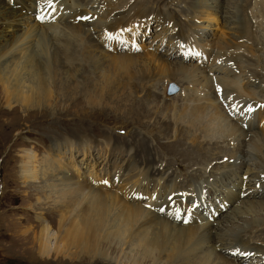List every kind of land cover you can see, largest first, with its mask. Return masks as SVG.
<instances>
[{
    "label": "bare ground",
    "instance_id": "obj_1",
    "mask_svg": "<svg viewBox=\"0 0 264 264\" xmlns=\"http://www.w3.org/2000/svg\"><path fill=\"white\" fill-rule=\"evenodd\" d=\"M12 1H14V4L16 0ZM85 1L86 0H58L56 12L49 15V12L42 9L43 0H17L16 4L18 8H13L14 6L11 7L4 0H0V32L2 33L4 29L8 31L6 35L0 37V43H3L2 41L10 37L12 39V42L0 46V89H2L1 93L5 97L8 107L12 102H15L20 105V108H24L29 112L32 110L39 111L43 107L48 108L51 104L50 101L60 95L57 94L58 92L66 91L69 93L67 87L71 82L73 84L72 87L74 86L76 88L81 87L80 84H82V87L89 95L87 104H91V106L97 105L100 101L102 102V93L105 92L107 97L111 99L114 97L116 103L118 105L120 104V107H122V103L123 107L125 106L124 108L128 107V109H130L131 107L130 110L136 109L138 115L142 114V117L149 118V116L151 117L152 115H150L152 112L150 110L154 111V107L156 108L157 105L150 107L149 101L146 98L140 100L139 103L131 101L133 98L135 99L137 93H139L137 88L138 85L136 86V84L150 80V82L154 83L156 86L158 79L162 81L165 78L166 81H179V86L184 87V96L182 98H172L169 100L170 103H162L163 108L159 106L156 108L158 112L165 111L167 114L171 113L170 116L173 121H170L168 117V121H163L161 119L162 121L159 122L164 131L175 133V129H177L176 124H178L177 126H180L179 128H185L187 132L194 131V134L197 133L198 139H196L198 141L206 140V142H210V144H215L217 139H222L223 141L226 138L228 143L231 141L234 145L233 149L225 153L222 151V157L234 158L236 157L235 154L240 153V156L245 154V157L242 156L241 158L242 163L232 164V162H228L226 165L222 163L219 167V172L222 169L230 170L229 173L234 177V180H231V186L234 185L233 181L237 180L236 176L241 171H243V173L240 174V176H242L241 179L244 180L248 177L249 180L251 170L249 171L245 165L250 167L253 164H245L243 160L251 155L257 158L255 165H261L258 168L264 171V159L260 158H264V111L260 112V109L264 110V104H259V112L257 111L259 122L263 124L262 130H259L262 134L257 135L254 133L253 139H248V143H245L244 138L248 135V132H252L254 129L253 120L256 113L252 116L248 114V117H250L247 118V121L250 120V123L246 124L249 125V128L247 127L248 129L244 131L238 128L237 124L234 125L228 122L229 119L223 114L219 106L221 104L217 102L222 95H231L230 99L227 98L228 106L231 107L232 105L234 106L233 101H244V99H241L242 96L247 97L248 99L246 100L256 101L255 96L252 95L253 93L251 94V89L249 88L250 84L246 85L241 80L243 74L244 77H248V73L245 74V68L254 69V63L245 67L244 64L248 63L249 59H244V56L239 53L240 48L244 47L242 44L243 41L253 40V38L256 37H253L252 27L253 25L260 26V24L257 22L258 16L254 15L255 13L253 14V8H255V5H258L262 10L260 13L263 15L264 0H243L241 8L244 10L246 7L244 10L246 15L242 11L243 14L240 16L241 19L237 22L234 20L237 18L234 16L232 17V15H230L228 19L226 17L222 19L225 14L223 16L220 14V22L222 24H226L227 22L230 23L231 26L238 24V27H243V31H239L238 29L237 35L229 37L234 39V41L229 39L230 42H227L226 39L225 41V36L223 35V40L219 39L213 46L210 45V43H204L206 40H208V42L210 41L207 36H204V39H199L200 42L196 41V32H193V27L187 26L186 23H180L179 26V22L174 23L175 21H165L163 20L164 18L162 19L160 16L159 18L156 17V13L148 9V6L142 8L146 6L143 0H135L134 2L133 0H129V4L122 0H105L103 1L104 4L101 3L103 6L92 7V9L95 10L98 8L96 20L102 24L100 28L104 27V30L110 32L103 34L106 38V42L108 39H110L111 42L112 40H116L115 43L119 45L113 47L114 49L120 47L121 41L124 42L126 39L133 37V35L134 37L137 36L139 27L141 30L145 28V26H151V24L156 23V25L158 24L157 26L162 27L160 29H163L167 34L176 32L174 35L173 33L171 34L168 42L172 45V49L177 48V52L179 50V52L186 55L184 59L181 57V61L187 63L190 58L193 59L197 56L201 59L200 63L198 61L200 65L197 66L205 70V72L209 71V73L210 70L214 68L213 72H211L213 74H209L215 75L214 77H210L205 72L203 73L198 67L189 68L184 64H171L166 62V59L163 60V58H160L154 54V52L147 54V58L157 66L158 74H154L159 77H153L154 74L151 72L148 62L144 61L148 59L144 57H138L131 53H119L114 56H110L109 54V57L105 54L106 58L108 57V59H106L99 55H94V51L102 50L101 53H105V51L94 38L93 40L89 36L90 25L84 24L86 23L84 22L85 19H83L85 18V14L80 8L84 7ZM165 1L166 0H151L150 2L148 1V3L154 6V8L155 6L160 8V4L165 3ZM171 1H173L172 4L175 3L174 0ZM192 2L193 3L187 1L185 3L194 5L195 11L192 10V13L198 15V19L207 22L211 20L214 21L216 13L214 9L211 10L212 6H210V9L205 0H194ZM131 3H134V6H138L129 7ZM21 7L22 9L26 7L27 11L24 12ZM248 8H251L249 14H247ZM256 8L255 10H257ZM118 9L122 10L120 11ZM95 10L92 11L95 13ZM221 10L219 13H221ZM122 12H125V17H118L117 15ZM29 13L33 17H27L26 15ZM38 16H43L44 20L41 21L37 19ZM196 18L197 17L193 16L191 20L193 19L192 21L195 22ZM250 19H252V21H250ZM79 21L84 22L82 23L84 26H80ZM66 22H69L71 25L66 24ZM169 22L172 23L170 26H168ZM164 24L169 28H165ZM261 24H263L262 21ZM94 25L95 24H92V26ZM210 25H212V23ZM2 26L6 28L2 30ZM21 26H28L29 29L24 31L22 35H16L15 33L20 31ZM177 26H179V28L176 29ZM198 29L202 31V29ZM91 30L94 31L93 28ZM224 33L225 31L222 32V34ZM110 40H108V42ZM137 42V40L133 39L132 45L134 47L139 45ZM103 43L104 42L101 44ZM50 44L54 46L52 47ZM141 45L142 43L139 47H141ZM149 46L151 45L147 44L144 48H148ZM107 48L106 52L112 50L110 45L107 46ZM206 48L211 51H205ZM249 50H251V48H249ZM173 52L174 51L171 50L169 54H172V56L178 60L176 54H173ZM251 52H253V50H251ZM102 56H104V54H102ZM212 57L213 59H211ZM192 63L194 62L192 61ZM75 64H77L78 68L75 67ZM227 70H230L231 74H228ZM254 74L255 73L252 75ZM59 76L61 77V81L57 79ZM178 77L181 79H178ZM94 78H97V83L93 87L92 85L95 83L92 82V84L91 81ZM215 89H217L216 94L213 93ZM95 91L99 92V97L97 99L93 95ZM201 93H206V98L202 99ZM144 95H147L149 98L153 97L149 91ZM84 96L86 97V95ZM155 99L158 100L159 98L156 96ZM246 102L247 101L243 102V109L240 108V113L244 111V116L247 115L244 109L248 106ZM156 109L155 111H157ZM75 124V127L80 125L77 126L76 121L72 119L69 120L67 125L74 126ZM52 125L56 126L55 124ZM131 134L126 138H129L131 142L124 140L122 141V145L120 144V139L113 137L110 132H105L104 135H101L106 141V147L103 149L105 152L124 156V153L128 155L127 153L133 150V155L138 154V160L142 163L139 165L138 161L134 160V162L130 163L132 164L130 167L143 166L146 169L145 171L133 172L131 176H128V178L123 181L126 182L127 180L131 187H124L125 185H123L124 188L122 187L118 190L116 188L115 191L107 189L110 188L108 186L110 183L107 184V186H99L98 184L102 185L104 180L91 176L93 175L91 173L88 174V182L85 181L86 179L79 180L83 174L82 165L80 164V166L76 168H71L66 160L64 162L63 159L60 158L61 156L49 154V156L41 159V163L35 161V156H27L28 160L35 161L36 163L38 162L36 165L37 169L27 166L26 162V164L22 166V178L27 179V181L30 179H42L45 180L46 183H49L48 186H45L46 189H44L45 192H43L44 194L47 193L45 194L47 198L45 199L42 197V202L44 204V202L50 201L54 209L59 213L58 222L56 224L58 232L56 234L57 236L54 238L58 245L52 250L54 254L59 255L63 252L68 253L73 250V253L66 254L71 256L73 260L74 258L84 256L86 259L91 261L98 260L100 263L106 260L107 262L113 260L115 264H120L122 262L126 264H240V259L249 256L252 260L255 255H257L259 259H255L259 261L262 260L261 264H264V238L262 237L264 236V221L261 222V218L258 219L255 217V211L258 207L257 209L252 207L248 208L251 214L247 218H250L249 221L251 223L249 222L248 224L246 222V226H251L252 228L249 227L250 229L244 230L242 234L247 233L248 235L238 240V238L236 237L237 239H235L234 236L237 231L241 232L244 227L239 229L235 226V229L237 228L239 230L236 229L220 239L215 238V236L218 235L217 233L223 229L222 227L226 226V223L230 221L233 222L236 219L240 221L244 214L242 211H237L233 212L232 215H225L223 217L225 210H228L231 206V202L226 200L224 195L220 197L221 194H213L208 198L211 203L207 206H212L213 209L209 215L210 219L207 220V222L205 220V224H201V226L198 225L197 227L192 225L203 223V221L200 219L201 217L197 218L198 214L195 215L197 208L194 206L187 207L190 210L186 209L187 214L183 217L186 218V220L180 218V222L176 223L173 221V216H170L171 214L161 211L163 209L157 210V212L154 213L156 210V208L155 210L153 209L155 201L152 200V202L149 203L151 205H140L142 198L139 196H146L148 193L149 179L147 176L151 174L148 172L150 169H153L155 162L153 158H147V156H150L147 147L149 143H147V141L143 142L140 140L141 138L137 139L138 137H136V135ZM53 135L55 143L53 149L56 151L59 150L58 152L63 151L65 153L67 148L69 150L68 153L71 152L73 155L81 154L84 157H88L90 153H94L92 152L94 150L101 153L99 145H95L92 148V145L85 144L87 147L84 145L82 147V142H87L85 139L88 136L85 137V134L76 129H72L68 137L74 138L77 141L80 140V143L77 145L75 143H69L66 135L59 131H56ZM211 138H216V140H211ZM117 140H119V142ZM114 142L115 144L112 145L113 147L109 149V145ZM251 144L255 147H251ZM245 150H250L251 152H245ZM146 160L148 162L145 164L143 161ZM150 160L151 164L149 163ZM205 161H207L206 158L199 164ZM236 165L238 166L235 168ZM60 168H63V171H61ZM215 169L218 168L215 167ZM244 169L246 171H244ZM158 173L159 172H157V174ZM74 174L77 175L78 179L71 184L70 181H72V175ZM141 176L142 179L140 180ZM224 177L226 178L223 180L225 181L224 185H230L226 181L229 175ZM144 179L145 181H143ZM255 182L257 181L255 180L254 183L251 184L252 187ZM135 183H138L136 189H134ZM259 184L264 186V182ZM176 185L178 184L176 183ZM218 185L220 184L218 183ZM98 187L104 189L100 190ZM242 187L243 185L236 188L237 191L233 194H227L231 196L232 202L237 201L236 197L239 199L242 197L238 193H243L244 190H242ZM253 189L254 188L246 189L247 191L243 193L245 199L248 200L249 206L256 205L264 210V191L262 193L254 192L252 191ZM153 192H155V190ZM216 197H220L218 205H216L213 200ZM37 199V201H40V198ZM175 199L178 200L176 197ZM222 199H224V201L220 202ZM165 208L167 209V207ZM169 210H171V208H169ZM229 213H231V211ZM219 217H223L222 221H219ZM42 219L43 218H41V220ZM216 219L218 222L212 223ZM41 220L36 216V223L39 224L40 229H38V227V230L32 233L27 231L30 229L28 227L22 230L23 237L32 234L33 242L38 245L37 252L39 254L46 253V250H48L45 240L49 237L48 229L50 224H52L51 222H49L50 224H44ZM225 237L229 240H224L223 238ZM232 239H235L233 243L232 241L230 242ZM60 245H62V247ZM256 249H258L259 252H256ZM111 250L117 251L118 253H111ZM224 253H227V255ZM111 254H114V256ZM222 255L225 256V258Z\"/></svg>",
    "mask_w": 264,
    "mask_h": 264
},
{
    "label": "rangeland",
    "instance_id": "obj_2",
    "mask_svg": "<svg viewBox=\"0 0 264 264\" xmlns=\"http://www.w3.org/2000/svg\"><path fill=\"white\" fill-rule=\"evenodd\" d=\"M89 1L90 0H86L84 2L85 5H83V6L85 7V9L83 11H86V7H87V4ZM103 1H105V0H102L100 3H98L95 6L96 7L97 6L98 7L103 6L101 4V3H103ZM134 1L135 0H133V2ZM148 1L150 2L151 0H143V2L146 3V6H143L142 8L150 6L152 11L159 10L160 12H162L163 16L172 15L177 22L186 23L187 26L193 27V32H196L195 34L197 36L199 35V31H201L198 28L202 29L203 38L200 37V35L198 36L199 38L198 37H196V38H198V41L200 42L199 39H204V36H207L210 41L208 42V40H206V42H204L205 44L210 43V45L213 46V44L215 42H217L219 39L223 40L224 36H225L224 40L226 39L227 42H230L229 39L234 41V39H231L229 37H233L234 35H237L236 33L238 32V29H239V31H243V27L242 26H241V28L238 27L239 26L238 24H234L233 26H231V24L228 22L226 24H224V23L222 24L220 22L221 21L220 14L222 16L225 14V16L222 17V19L224 17H226L228 19V18H230V15H232V17L234 16L235 18H237V19H234L236 22L241 19V17H240L241 14L244 13L246 15V13L244 12L246 7L244 8V10L241 8L243 0H205L207 5L209 6V8H210V6H212V9L211 8L210 9L211 10L214 9L215 13H216V15H215L216 21L214 19V21L213 20L208 21L209 23L205 20L203 21V20L198 19L199 16L192 13V10L195 11L194 5L185 3L187 1L193 3L192 1H194V0H174V2L176 4L175 3L172 4L173 1H171V0H166L165 3L160 4V6L162 8L160 6H159L160 8H158L156 6L154 8V6L149 5ZM182 1H184V2H182ZM16 2H17V0L15 1V3L11 7L14 6L13 8H16V7L18 8V5L16 4ZM95 6H93V7H95ZM137 6L138 5L134 6V3L131 6L129 5V7H137ZM255 8L257 10H255ZM255 8H253L254 9L253 14L255 13L254 15L258 16V20L257 19L256 20L260 24V26L253 25V27H252L253 37H255V36L256 37L253 38V40L243 41V42H245V43L242 42L244 47H242V49L239 53L242 56H244V59H249L248 63L244 64V66L247 67V66L254 63V65H253L254 69L253 68H249V69L245 68L246 72L248 73V77L243 76V77H241V80L246 85H249L248 82H250V81L253 82L254 84H250V86H249V88L251 89V94L253 93L252 95L255 96L256 100L257 99L264 100V93L260 92V89L264 88V85L260 84L259 86H261L262 88H258L255 84V82H264V32H263L264 31L263 30L264 29V19H263L264 14L262 15V13H260V11L262 12V10H261V8H259L258 5H255ZM21 9H22V7H21ZM91 9H92V7H91ZM248 9L249 10H247V12H248L247 14H249V11L251 8H248ZM22 10L24 12H26L27 8L25 7ZM92 10H95V9H92ZM92 10H89L87 13H90V12L94 13V11H92ZM118 10L121 11L122 9H118ZM220 10H221V13H219ZM242 11H243V13H242ZM256 11H257V13H256ZM133 12H135V11H133ZM26 16L31 17L32 15L27 14ZM117 16L120 18L125 17V12H122V13L118 14ZM193 16L197 17L195 22L192 21L193 19L191 20V18ZM260 17H262V18H260ZM250 21H252V19H250ZM261 21L263 22V24H261ZM97 22L98 21L95 20L93 24H100L99 22L98 23ZM174 23H176V22H174ZM188 23H191V24H188ZM211 23H212V25H210ZM66 24H70V23L66 22ZM100 25H102V24H100ZM80 26H84V25L82 23H80ZM4 28H6V27L2 26V30ZM165 28L168 29L167 26ZM27 29H29L28 26H21L20 31L15 33V34L16 35H22L24 33V31H27ZM156 29H158V28L156 27ZM4 31H5V33H4ZM4 31L2 33L0 32V37L7 34V32H8L7 29H4ZM223 31H225L224 34H222ZM91 35H89V36L92 39L93 38L95 39L94 31L91 33ZM102 36H103V38H105V36L103 34H102ZM104 40H106V38L103 39L102 41H97L101 47H102L101 43L104 42ZM108 40H110V39H108ZM108 40H107V42H104L103 45L106 48H107V46L110 45L112 50H110L109 52H106L107 49H103L105 51V53L104 52L101 53L102 50H99L100 52L94 51V55H96V56L99 55L103 58H106L105 54L108 55V57H109V54H110V56H112V55L114 56L115 54H119V53H130V52H126L125 49L124 50L122 49L123 48L122 44H120V47L114 49L113 47H117L119 45L114 44L113 40H112V42H111V40L108 42ZM143 40H144L143 38H140L137 42V44H139V45L135 46V47L140 48L141 51L139 50V52L131 53L132 55H135L138 57L140 56L142 58L144 57L145 59H148L147 54L154 52V54H156L160 58H163V60L166 59L167 60L166 62H169L171 64H184L189 68L198 67L196 64L192 63V60H191L192 58H190V60H188L187 63H184L183 61H181V57L184 59V58H186L185 57L186 55L183 54L182 52H179V50L177 52V48L172 49V45L169 44V42H166L164 44V45H166L167 48H165V49L162 48L160 51H158L159 48H157V49H155L156 51L155 50L151 51V46L148 47L149 49L147 47L144 48L145 45L143 44ZM2 42L3 43H0V46L3 44H8V43L12 42V39L10 37L9 39H5ZM114 42H116V40ZM105 43H107V44H105ZM141 43H142V45H141V47H139ZM50 45H52V44H50ZM149 45H152V44H149ZM202 45H203V42H202ZM53 46L54 45H52V47ZM170 46H171V49H170ZM249 48H251V50H253V52H251V50H249ZM171 50L174 51L173 54H176L178 60L175 57H173L172 54L171 55L169 54ZM205 51H211V50L206 48ZM102 54H104V56H102ZM108 57L106 59H108ZM194 58L197 61H199V63L201 62V59L198 58L197 56H195ZM211 59H213V57ZM144 61L148 62L149 67L151 68V72H153V74L154 73L158 74V72H157L158 68L152 61H150L149 59L144 60ZM75 67L78 68L77 64H75ZM198 69L201 70L203 73L205 72V70H203L200 67H198ZM211 70H210V73H209V71L205 72V73H207L208 75L213 74L211 72H213L214 68ZM227 73L231 74L230 70H227ZM253 73H255L253 76L258 77L259 79H254V77H252ZM236 75H237V73H236ZM209 76L214 77L215 75H209ZM153 77H159V76L154 74ZM57 79L59 81H61L60 76ZM165 79H163L162 81H160L161 79H158L156 86L154 85V83L150 82V80L147 82L145 81V82H141L139 84H136V86L138 85L137 88H138L139 93H137L136 98L135 99L133 98L131 101H134V103H139L140 100L146 98L149 101L150 107L151 106L154 107L157 105L156 108H158V106L163 108L162 103H170L169 100L172 98H182L185 94L184 93V87L179 86V83H178L179 81L178 82L176 81L175 83L177 84V86L180 87V89L178 91L180 94L177 93L174 96H166V94L162 90V88L167 82H171V81H166ZM178 79H181V78L178 77ZM164 80H165V82H164ZM175 80H176V78H175ZM96 81H97V78L96 79L94 78L91 81V83L92 82L95 83V84L92 83L93 87H94V85H96V83H97ZM215 81H217V80H215ZM172 82H174V81H172ZM72 85L73 84L70 82L69 86L67 87V89L69 90V93H67L66 91L65 92H58L57 94L58 95L60 94L58 97L53 98V99L51 98L52 100L50 101V103H51L50 107H48V108L43 107L39 111L38 110H34V111L32 110L30 112L24 108L23 109L20 108V105L15 103V102H12L10 104V106H9L10 108H9L7 106L5 97L1 93L2 89H0V264H115L113 260L108 261V262L106 260V261H103L102 263H100V261H98V260L91 261L89 259H86L84 256L74 258V260H73V259H71V256L66 255L68 253L69 254L73 253V250H71L68 253L63 252L62 254H59V255L54 254V252L52 250L54 249V247H56L58 245L56 243V241L54 240V238L57 236L56 234L58 232L56 224L58 222L59 213L57 210L54 209V207L50 201L49 202L46 201V203L44 202V204L42 202L43 198H45V199L47 198V196H45V194H47V193L44 194L43 192H45V190H44V189H46L45 186H48L49 183H46L45 180H42V179H38V180L30 179L27 181V179L22 178V175H23V173H22L23 167L22 166L25 165L26 162H27V166L35 167V169H37L36 165L38 164V162L36 163L35 161H39L41 163L42 162L41 159H43L44 157L49 156V154H55L57 156H61L60 158L63 159L64 162L66 160L69 167H71V168L72 167L76 168L77 166H80V164L82 165L81 168H82L83 174H82V177L79 178V180H81V179L85 180L86 179L85 181L88 182V174L91 173V174H93L91 176H94L97 179L104 180V183L102 185L98 184L99 186H104V185L110 183V185H108L110 188H107L110 191H115L116 188L118 190L119 188H122L123 185H125L124 187H127V186L131 187V185L128 184L127 180H126V182H123V181L126 178H128V176H131V174H133V172L145 171L146 169L143 166H139V167L134 166L133 168L130 167L132 165L130 163L134 162V160L138 161L139 165H140V163H142L141 161L138 160L139 159L138 154L133 155V153H134L133 150L128 152L127 153L128 155H125V153H124V156L105 152V150H103V149L106 147V144H105L106 141L101 136V135H104L105 132H110L113 135V137L120 139L121 145L123 144L122 141H124V140H128V142H131V140L129 138L126 139L127 137H129V135L131 133H132L131 135H136V137H138L137 139L141 138L140 140H142L143 142L147 141V143H149V145H147V147H148L150 156L149 157L147 156V158H150V157L153 158L155 164L153 166V169L152 170L150 169L148 172V173H151V174H149L150 177L147 176L149 179L148 180L149 187L147 190L148 193L146 196H144V195L139 196L140 198H142L140 205H145V204L151 205L149 203L152 202V200L155 201V196L163 204V203H165L164 198L169 193L173 194V193H176L178 190L188 191V188H190V186H192L195 183V181L193 179L188 180V179L183 178L184 179L183 180V179H180L179 175H176L173 178L174 180L172 179L168 183H167L166 179H162V180L160 178L158 179V176L161 173H163L164 176H166L169 173H171V175H172L173 171L176 172L177 166H180V168H182V164H184V167H186L184 170H187L191 166H193V167H196V165L198 166V169L196 170V174L198 176H200V178H202V180H203L202 183H208L207 189L209 192L212 191V188L221 187L218 185V183L220 185L225 184V181H223L226 179L225 177H222L219 180H217L218 176H215L212 173H214L215 171H218L220 169L219 168L220 165L222 164V163H218L219 161L217 162L214 160H219V158L222 157V155H223L222 151H224V153H225L226 151H231L233 149L234 145L231 141L228 143L226 138L223 141H222V139L216 140V138H214L216 140L215 144H210V142L207 143L206 140L205 141L204 140L198 141L197 140L198 139L197 133H195L196 134V136H195L194 131L193 132L192 131L187 132V130L185 128H183V129L179 128L180 126L178 127L177 126L178 124H176L177 129H175V133L165 132L164 129L160 126L159 122L162 120L168 121L169 118H170L169 120L171 121L172 120L171 116H170L171 113L167 114L165 111H161V112L159 111L160 112L159 113L158 110L154 107V111H155V109L157 111L154 112L153 110H150V111H152L150 113V115L152 114L151 117L150 116H149V118L142 117V114L138 115L136 109L130 110L131 107H130V109H128V107L124 108L125 106L123 107L122 103H121L122 107H120V104L118 105L116 103V99L114 97L112 99L107 97V94L105 92L102 93V98H103L102 102L100 101V103H98L97 105L91 106V104H87V99H88L89 95L86 92V90L82 87V84H80L81 87H78V88H76L74 86L72 87ZM128 85H131V84H128ZM252 86H255V88ZM61 90H63V89H61ZM161 90H162V92H161ZM216 90L217 89H215V92H214L215 94H216ZM147 91H149V93H151L153 97L149 98L147 95H144L147 93ZM256 91L259 93H257ZM201 94H202L201 95L202 99L206 98L205 97L206 93H201ZM61 95H62V97H61ZM84 95H86V97ZM93 95L97 99L99 97V92L95 91ZM156 96L159 98L158 100L155 99ZM63 97H65V98H63ZM221 97L222 96L219 97V100L221 99ZM241 99H244V101H245L248 98L245 96L244 97L242 96ZM219 100H217V102ZM98 101H99V99H98ZM235 102H237V100L233 101L234 106L236 105ZM219 106L221 107V105H219ZM240 106H241L240 108L243 109V105L241 104ZM221 110H223V106L221 107ZM262 111H264V110L260 109V112H262ZM242 112L243 113H239V114L244 116V111H242ZM239 114H237V115H239ZM160 116H162V117H160ZM244 117H246V116H244ZM72 119L76 121L77 126L79 124L80 125L78 127H75L76 124L74 126L70 125L71 127L69 125H67L69 120H72ZM246 121H247V119L244 122L245 124L250 123V120L247 122ZM51 122H52V124H55L56 126L52 125ZM228 122L230 124H233L229 120H228ZM253 125H254V127H253L254 129L252 130V132H248V135L244 138L245 143H248L249 140L253 139L254 133H256L257 135L262 134V132H260L259 130H262L263 124H261L259 122V118L255 119V117H254ZM72 129H74V130L76 129L79 132L85 134V137L88 136L85 139V140H87L88 143L82 142V147H83V145L85 147H87V145H85V144L92 145V148L95 145L96 146L99 145L100 149H101V153H99V151H97V150H94V151H92L94 153H90L88 155V157H84L81 154L80 155L79 154L73 155V154H71V152L68 153L69 150L67 148H66L65 153L63 151L58 152L59 150L58 151L54 150L53 148H54L55 143L53 140V136H54L53 133H55L56 131H59L60 133L65 134L66 138H68V140H69V143L70 142L72 144L75 143L76 145L80 143V140L77 141L74 138L68 137V135H69L70 131H72ZM107 129H109L110 131ZM178 129H179V131H178ZM182 135L185 137H183ZM212 139L213 138H211V140ZM169 140H171V141H169ZM115 141H116V139H115ZM117 141L119 142V140H117ZM52 143H54V144H52ZM113 144H115V142L111 143L110 145L108 144L110 146L108 148L111 149V147H113L112 146ZM235 144L237 145L236 142H235ZM251 147H255V146L253 144H251ZM246 149H248V148H246ZM124 151H125V149H124ZM246 151H248L249 153L251 152L250 150H245V152ZM28 155L29 156L30 155L35 156L36 157L35 161L28 160L27 159ZM141 156H143V155H141ZM235 156L236 157H234V159L236 162H233L232 164H239V163H242L241 158H242V156L245 157V154H242L240 156V153H239V154H235ZM205 158L207 159V161H205L202 164H199ZM214 158H216V159H214ZM225 158L228 159L230 157L225 156ZM260 158L264 159L262 157H260ZM210 161L214 162V164H213L214 167H210L212 169H211V171L209 170V172H208V171H206V169L208 168L207 164ZM143 162L146 164L148 161L146 160ZM256 162H257V158L255 156H252V155L250 157H247L245 160H243V163H245V164H253L250 167H248V165H245V167H247L249 171L251 170L250 171L251 175H250L249 179H252V180H254V179L257 180L259 177H261V170L257 169L261 165H259V166L255 165ZM149 163L151 164V160L149 161ZM180 163H182V164H180ZM227 163H228V160L223 162L224 165H226ZM161 164H162V166H161ZM237 166L238 165H236L235 168ZM215 167H217L218 169H215ZM60 170L63 171V168H60ZM156 170H158V171H156ZM222 170H229V169H222ZM222 170H220V171H222ZM244 171H246V170L244 169ZM157 172H160V173L157 174ZM64 173H66V172H64ZM99 173H101V174H99ZM113 173H114V175H113ZM178 173L180 174V171H178ZM242 173H243V171L238 173V175L236 176L237 180L233 181V184H234V190H236L237 186L241 187L243 185L242 190H244L243 193H245V191H247L246 189L255 188V187H252V185H251L254 182H250V183L247 182L246 183V180L243 181L241 179L242 176H240V174H242ZM190 175L191 174H189L188 176L190 177ZM227 175H229V178L226 181L228 184L231 185V180H234V177L230 173L226 174L225 176L227 177ZM76 179H78L77 175L76 174L72 175V181H70V183L73 184V181H75ZM141 179H142V176L140 177V180ZM206 179H208V180H206ZM158 180H161V181H158ZM143 181H145V179ZM158 182H159V184H158ZM221 182H223V183H221ZM141 183H143V182H141ZM176 183L178 185H176ZM136 186L138 187V183L134 184V189L137 188ZM210 187H211V189H210ZM261 187H262L261 184H259V188H261ZM244 188H246V189H244ZM98 189L101 190L104 188L98 187ZM154 190H155V192H153ZM252 191L262 193L264 190L253 189ZM252 191H248V192H252ZM195 192H196V190H195ZM238 193L240 194L242 192H238ZM235 194H234V196H235ZM220 197H223V194H221ZM224 197L226 200H229L231 202V206L228 208V210L227 209L225 210L224 214L222 213L223 217L225 215H227V216H229L230 214L232 215L233 212H237V211H242L244 214H243V217L240 221H237V219H236L233 222L230 221L229 223H226V226H223L222 227L223 229L217 233L218 234L217 236H215L216 239L217 238L220 239L221 237L226 236V235L230 234L232 231L236 230L237 228L240 229L241 227H244V228L241 232H239V231L236 232V235L234 236L235 239L238 238V240H240L244 236L248 235L247 233L242 234V232L244 230H248V229L252 228L251 226H246V224L247 223L249 224V222H250L249 221L250 218H247V217H249L251 214V212L249 213L248 208L252 207V208L257 209V207H258V209L255 211V213H256L255 217L258 219L261 218V222L264 221V210H262L261 208H259V206H256V205L249 206L248 200L245 199V195H243L240 199L236 197L237 201H234V202H232L231 196L224 195ZM37 198H40V201H37L38 200ZM249 200H251V199H249ZM177 202L182 204V207L184 209H189L187 207L191 206V205L186 206L185 204H183L184 200L179 199V198H178ZM208 203H211V201L210 202L208 201ZM215 204L217 205V203H215ZM207 205H210V204H207ZM165 207H167L168 210L166 208H164L163 211L167 214H170L169 208H171V207L167 206V205ZM230 211H231V213H229ZM195 215H197V214L195 213ZM36 216L39 217L40 220H41V218H43L41 220V222H43L44 224H46V223L50 224L49 222L52 223V224H50V227L48 229L49 230L48 231L49 237L47 236L48 238H46V240H48V239L49 240L48 241L45 240V243L47 245L48 250H46V253L44 252L42 254H39L37 252L38 245H36L33 242L32 234L28 235L26 237H23V235H22V230L26 227L30 228L29 230H27L30 233L40 229L39 224L36 223L37 222ZM223 217H219L218 218L219 221H222ZM197 218H198V216H197ZM182 220H186V218L182 217ZM217 222H218V220L216 219L212 223H217ZM201 224L202 225L205 224V221L203 223H200V224L197 223V224H194L192 226L197 227L198 225L201 226ZM235 226L237 227L236 229H235ZM239 229H237V230H239ZM260 233H259V235H260ZM262 237L264 238V236H262ZM223 239L225 240L227 238L225 237ZM235 239L230 240V242L232 241V243H233V241ZM227 240H229V239H227ZM60 246L62 247V245H60ZM110 252L113 253L115 251L111 250ZM228 252H229V250H228ZM256 252H259V250L256 249ZM117 253L118 252L116 251L115 254H117ZM111 255L114 256V254H111ZM225 255H227V253ZM223 257L225 258V256H223ZM236 258L240 259L239 257H236ZM243 260L245 261V259H240V264H242ZM248 262H249V259H247L243 264H247ZM120 264H126V263L122 262Z\"/></svg>",
    "mask_w": 264,
    "mask_h": 264
},
{
    "label": "snow or ice",
    "instance_id": "obj_3",
    "mask_svg": "<svg viewBox=\"0 0 264 264\" xmlns=\"http://www.w3.org/2000/svg\"><path fill=\"white\" fill-rule=\"evenodd\" d=\"M57 3H58V0H43L42 9L44 11L49 12V15H51L52 13H55L57 10ZM37 19L43 21L44 17L38 16ZM83 19H87V18H83ZM218 92H219V89H218ZM248 111H251V108H249ZM161 211H163V210H161ZM177 218H179V217H177ZM185 222H187V221H185Z\"/></svg>",
    "mask_w": 264,
    "mask_h": 264
}]
</instances>
